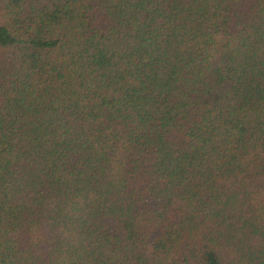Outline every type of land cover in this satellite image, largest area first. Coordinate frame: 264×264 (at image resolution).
I'll list each match as a JSON object with an SVG mask.
<instances>
[{
    "label": "trees",
    "instance_id": "obj_1",
    "mask_svg": "<svg viewBox=\"0 0 264 264\" xmlns=\"http://www.w3.org/2000/svg\"><path fill=\"white\" fill-rule=\"evenodd\" d=\"M0 264H264V0H0Z\"/></svg>",
    "mask_w": 264,
    "mask_h": 264
}]
</instances>
